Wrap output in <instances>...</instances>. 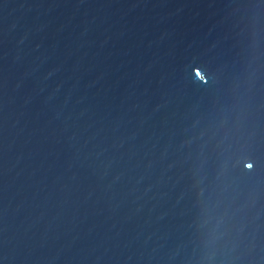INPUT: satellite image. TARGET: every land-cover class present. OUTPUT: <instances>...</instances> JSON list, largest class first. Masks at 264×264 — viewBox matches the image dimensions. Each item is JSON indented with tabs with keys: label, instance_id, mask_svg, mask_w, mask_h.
<instances>
[{
	"label": "water",
	"instance_id": "95a60500",
	"mask_svg": "<svg viewBox=\"0 0 264 264\" xmlns=\"http://www.w3.org/2000/svg\"><path fill=\"white\" fill-rule=\"evenodd\" d=\"M0 264H264V0H0Z\"/></svg>",
	"mask_w": 264,
	"mask_h": 264
}]
</instances>
